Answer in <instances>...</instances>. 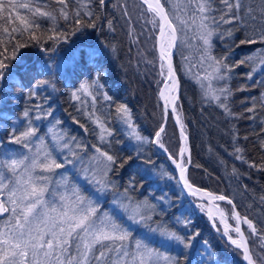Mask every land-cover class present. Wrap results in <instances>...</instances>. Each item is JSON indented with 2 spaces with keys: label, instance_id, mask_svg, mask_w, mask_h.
<instances>
[{
  "label": "trees",
  "instance_id": "1",
  "mask_svg": "<svg viewBox=\"0 0 264 264\" xmlns=\"http://www.w3.org/2000/svg\"><path fill=\"white\" fill-rule=\"evenodd\" d=\"M181 1L180 4L183 3ZM3 2L7 5L9 0ZM14 2L17 5L27 3L33 10L39 7L49 11L56 20L38 14L34 16L29 8L23 7H17L13 12L14 22H7V11L0 15V50H11L17 42L28 43V47L20 49L19 62L12 61L10 75L0 82V154L14 148L9 142L13 127L22 130L21 125L27 124L23 111L33 103L27 99L30 86L38 80L51 81L49 86L38 91L35 100L42 105L43 111L51 112V116L42 118L39 123L33 121L39 128L38 135L49 142L44 132L46 123L50 121L67 138H75L89 146L100 144L93 121L84 116L88 113L87 106L78 105L79 100L86 99L102 110L93 109L91 113L112 131V152L120 155L132 152L134 157L119 175L111 177L116 182V189L104 196L101 211H111L116 192L124 194L128 189L127 195L134 201H147L155 206L151 221L153 227L163 226L185 238L194 236L188 249L175 243L161 244L159 234L148 233L146 228H139L134 233L136 238L144 234L154 236L153 246L165 255L180 257L181 264H242L241 250L223 239L206 217L196 212L192 203L201 202L188 198L181 191L171 162L152 142L155 132L163 126L165 131L161 134V142L164 148L174 157L178 153L179 134L170 113L165 116L158 95L164 82L156 48L158 28L153 30L152 16L144 11L146 6L140 0H105L103 7L98 0H66L68 19L65 20L59 13L64 6L57 0ZM166 7L171 9L172 5ZM248 7L251 4L242 0V15ZM212 8L219 21L226 10L225 5L221 0H212ZM89 12L91 16L87 15ZM17 13L39 24V27L30 26L22 35L20 31L12 32V28H24L16 19ZM76 19L81 21L79 25L75 23ZM89 22L95 27L87 26ZM258 22L259 26H264L261 19ZM5 28L8 32L4 31ZM188 32L193 48L187 59L203 77V42L195 27ZM29 33H34L37 39L32 40ZM57 33L60 34L58 39L49 38ZM63 34H69L67 43ZM178 35L183 38L184 34L178 31ZM244 35L245 26L239 20H233L231 23H219L212 36L211 54L217 58L226 57L223 62L231 68L230 71L225 70V80L214 81L216 90L228 88L230 95L224 103L231 115L225 113L219 102L205 98L201 86L203 80L197 83L185 75L182 62L187 59L180 41H177L173 60L180 81L176 106L189 140L191 163L188 180L210 193L228 197L240 217L253 222L254 234L243 226L249 253L254 264H264V170H261L264 168V70L254 74L252 58L264 44L240 45ZM90 51L95 53L92 63L88 62ZM76 53L78 56L70 69L61 72L56 68L59 59ZM241 60L245 63L241 64ZM49 66L53 70L51 75L47 74ZM97 69L101 70L98 83L102 87L99 88L92 86ZM82 83L89 87L82 90ZM73 93H76L75 97ZM105 95L110 99H105ZM119 104L127 105L132 122L148 139V144L141 150L128 146V138L116 112ZM103 146L107 147L106 144ZM237 147L240 152L236 151ZM217 205L228 216L232 214L229 203L219 202ZM229 219L232 225H236L231 217ZM186 221H190L187 226ZM216 227L221 231L217 223Z\"/></svg>",
  "mask_w": 264,
  "mask_h": 264
},
{
  "label": "snow or ice",
  "instance_id": "2",
  "mask_svg": "<svg viewBox=\"0 0 264 264\" xmlns=\"http://www.w3.org/2000/svg\"><path fill=\"white\" fill-rule=\"evenodd\" d=\"M57 3L64 6L59 9V13L67 20L66 0H57ZM98 3L103 7L105 0H98ZM221 3L225 5L226 10L218 21L213 14L215 9L212 8V0H183L182 4H172V0H164V3L161 0H142V4L147 6L144 11L152 16L150 22L153 30L158 28L156 39L161 62L160 75L164 78V86L168 92L167 95L165 91L160 92V96L165 100V116L168 114V105L171 103L172 112L177 123H180L184 141L187 140V136L184 134V126L176 106L180 81L172 64V50L177 47V41L181 44L184 42V39L178 35V31L186 38L187 32L195 27L203 42L201 63L203 64L205 60L210 63L205 69L204 77L197 74L198 82L209 77L225 80V70H231L230 66L223 62L226 57L217 58L211 54L212 36L219 23L239 20L240 24L245 26L244 39L239 41L240 45L264 44V26H253L251 32L247 30L245 17H250L253 21L257 20L252 7H248L242 15V0H221ZM169 4L172 5L171 9L166 7ZM17 7L29 8L34 16L38 14L41 17L56 20V16L49 11H43L39 7L33 10L27 3L17 5L14 0H9L7 5L0 0V15L7 11V22H14L12 14ZM87 15L91 16L92 13L89 12ZM76 16H79V11L76 12ZM16 19L24 25V28L22 30L12 28V32L20 31L22 35L23 31H27L30 26L39 27V24L27 20L18 13ZM260 19L264 23V8L260 10ZM197 21H199L198 24ZM75 23L79 25L81 21L76 19ZM87 26L95 27L91 22ZM4 31L8 32V29L5 28ZM71 34L74 35L75 31ZM68 35L63 34L65 43L68 42ZM29 36L32 40L37 39L34 33H29ZM59 36L60 34L57 33L49 38L58 39ZM26 47H28L27 42H17L12 45L11 50L8 48L0 50V82L10 75L12 61L19 62L20 49ZM76 56L78 53L74 54L73 59ZM94 58L95 53L90 51L88 62L92 63ZM261 62L264 63V60ZM240 63L243 64L245 61L241 60ZM52 71L49 66L47 74L51 75ZM100 75L101 70L97 69L93 87H102L98 83ZM50 84L51 81L38 80L30 86L27 99L33 103L30 108H25L23 111L27 124L21 125L22 130L13 127L10 134L9 142L21 145L30 155L18 151L0 154V216L5 217L3 221H0V264H160L161 260L164 264H181L180 257L165 255L159 248L153 246L154 236L147 234L140 238L134 236L139 228H146L148 233L159 234L161 244L175 243L183 245L185 249L191 247L190 240L194 236L185 238L163 226H152L154 205L148 204L147 201H134L127 195L128 189H125L124 194L116 192L114 195V206L111 211H101V198L116 189V182L111 177L119 175L120 170L134 160L132 152L127 155L112 152L111 141L106 139L113 135L110 129L97 122L101 128V143L91 146L76 141L75 138L65 139L60 135L55 136L53 146H48L45 144V138L38 135L39 128L33 121L51 116V112L43 111L42 105L35 103V100L38 91ZM201 86L204 87L203 84ZM88 87L87 83L81 84L82 90ZM229 95L230 92L226 86L213 90L209 85L205 89V98L219 102V106L225 113L231 115L230 109L224 103ZM73 96L75 97L76 93H73ZM104 98L110 99L107 95ZM33 111H35L34 116ZM116 112L118 118L130 130L128 134L131 139L141 145L147 142V138L140 134L132 122L131 111L126 104H119ZM164 131V127L161 126L152 140L161 148L164 147L161 142V134ZM105 144L107 147L103 146ZM186 150V145L182 146L178 154L175 157L170 154L169 159L179 170L184 188L190 194H196L201 190L187 179V167L184 161ZM236 151L240 152L241 149L237 147ZM57 152L63 155L57 156ZM237 158L242 159L239 156ZM5 169L11 173V176L5 175ZM58 169L65 171L57 172ZM77 170L85 184L91 186L90 188L85 187V184H81L77 179L74 174ZM206 195L211 196L212 200L227 199V202L232 204V200L224 195ZM234 218L238 223L233 230L239 234V238L228 235L230 226L226 223L224 235L228 236V241L235 248L242 250L248 264H252L239 221L243 219V223L253 233L256 232V228L247 217L241 218L238 213H235ZM188 223L190 221H186L185 226Z\"/></svg>",
  "mask_w": 264,
  "mask_h": 264
},
{
  "label": "rangeland",
  "instance_id": "3",
  "mask_svg": "<svg viewBox=\"0 0 264 264\" xmlns=\"http://www.w3.org/2000/svg\"><path fill=\"white\" fill-rule=\"evenodd\" d=\"M82 1H88V0H82ZM142 2V0H140ZM174 4H177V3H180L182 2L181 0H172ZM249 4H251V7L254 9V12L253 14L257 16V20L253 21L250 19V17H247L246 19V22H247V30L248 31H252V27L255 26V27H261L259 26V22L258 20H260V10L262 8H264V2H262V0H247ZM253 3V4H252ZM146 6V5H145ZM147 7V6H146ZM258 13V14H257ZM263 24V23H262ZM190 33L187 32V37L184 38V35H183V38H184V42H183V48H182V51L187 59V57L189 58V51L190 49L193 48L192 46V41L190 39ZM156 42H157V39H156ZM191 45V48L189 47ZM204 47V46H203ZM157 53H158V57H159V51H158V43H157ZM175 52H176V48H175ZM175 55V53H174ZM74 57V54L69 56L68 58H61L59 59L57 62H56V68H58L61 72H65L67 71L68 69H70L74 63V60L73 59ZM253 67H254V70H253V73L254 74H257V73H260L261 71L264 70V63H262L261 61L264 60V47H260L258 48L254 53H253ZM210 63V61H207L205 60V62L203 63V77L205 76V69L208 68V64ZM182 66H183V70H184V73L185 75L190 78V79H193L195 82L197 83H200L198 82L197 80V74H199L198 70L194 67L191 66V64L188 62V59L187 60H184L182 62ZM166 70V68H165ZM209 71H211L209 69ZM215 79H212L211 77H209L208 79H203V85L204 87L203 90L205 91V89L211 85V89L213 90H216V88L214 87L216 85V82H214ZM164 83V82H163ZM163 86V84H162ZM161 86V87H162ZM161 89V88H160ZM87 94V93H86ZM160 94V90H159V93L158 95ZM82 95L84 96L85 94L82 93ZM79 100V99H78ZM88 102L90 101H87L86 99H83L82 101L79 100V103L78 105L81 106V105H85L87 106V110H88V113H85L84 116H86L87 118L91 119L94 123V127L96 128L97 132H98V140L100 142V133H101V128L98 126V123L99 124H103L106 128H108L104 122L102 120H99L97 119L94 115L96 114H92L91 113V110L93 109H97L95 106V104L93 102V104H89ZM98 110V109H97ZM98 111H102V110H98ZM106 115H108L106 113ZM181 118V117H180ZM42 120V119H41ZM41 120H36L37 123H39ZM121 122V126L123 128V131L124 133L126 134L127 138H128V146L132 147V148H135L137 150H141L142 148H144L147 144H148V139H147V142H145L144 144H139L138 142H136L134 139H131L130 136H129V129L127 128V126L120 120ZM50 129L52 131H50ZM45 136L49 139V142L46 141V138H45V144L48 145V146H53V141L55 139V136L56 135H60V136H63L65 139H69L67 138L65 135H64V132L58 127L56 126L55 124L53 123H50V121H48V123H46V126H45ZM55 134V135H54ZM111 137H106L107 140H110ZM101 143V142H100ZM179 143H180V137H179ZM155 145V147L160 151L162 152V150L165 152V155L167 156V158L169 159V154L167 151H165V148H161L158 146V144L156 143H153ZM17 145V146H16ZM13 146L14 148H11L9 151H18V152H21V153H25V154H29L28 153V150L23 148L21 145L19 144H14L13 143ZM181 148V144L179 145V149ZM178 149V151H179ZM7 151H4L3 153H5ZM2 153V154H3ZM163 153V152H162ZM178 154V153H177ZM57 156H62L63 154L62 153H59L57 152L56 153ZM169 161L171 162L172 166L174 165L173 161L171 159H169ZM184 161L186 163V157L184 155ZM69 168H71V166H69ZM57 172H64L65 170L64 169H58L56 170ZM77 177V179L80 180V183L81 184H85L84 180L80 177V174H79V171H75L74 173ZM5 175L6 176H11V173L7 172V170L5 169ZM85 187H91L90 185H87L85 184ZM181 189V188H180ZM181 191L183 192V190L181 189ZM184 193V192H183ZM186 195V193H184ZM187 197H193V198H196L197 196H191V195H186ZM102 200L104 199V197L101 198ZM198 200V199H197ZM200 201V200H198ZM201 203L199 202H194L192 203V206L193 208L196 210V212L199 214V215H204L206 217V219L213 223H215V226H216V223L220 226L221 228V233L224 235V232H225V228H224V225L225 223L228 224L230 226L229 230H228V235L232 236L233 238H239V234L236 233L233 229L236 227V225H232L231 224V221L229 219V217H231V219L234 221V218H233V213L228 216L218 205L217 203L215 204V207L219 208V210L222 212L223 214V219L225 220V222H222L220 219L216 218V217H213V218H210V205H208L207 203L205 202H202L200 201ZM7 215V214H5ZM0 221H3L5 219L4 216H0ZM234 223L236 224V222L234 221ZM218 230V229H217ZM225 238H228V236L224 235ZM160 264H164V262L161 260L160 261ZM212 264H215L214 262Z\"/></svg>",
  "mask_w": 264,
  "mask_h": 264
},
{
  "label": "water",
  "instance_id": "4",
  "mask_svg": "<svg viewBox=\"0 0 264 264\" xmlns=\"http://www.w3.org/2000/svg\"><path fill=\"white\" fill-rule=\"evenodd\" d=\"M157 43H158V41H157ZM173 51V57H172V64H173V60H174V53H175V48L172 50ZM174 67V66H173ZM177 75V74H176ZM177 78H178V76H177ZM179 79V78H178ZM164 84V83H163ZM161 89H162V87H161ZM161 89H160V91H161ZM179 92H180V87H179ZM179 92H178V97H179ZM159 96H160V94H159ZM179 99V98H178ZM178 99L176 100V103H177V101H178ZM160 100H161V102H162V104H163V109H164V105H165V102L161 99V96H160ZM168 113H170V116H171V119H172V121H173V123H174V125H175V127H176V129H177V132H178V134H179V137H180V144L182 145V142L184 141L183 140V138H182V136H181V126H180V123H177V120H176V118H175V115L173 114V112H172V108H171V103H169V105H168ZM184 131V130H183ZM184 134L187 136V134L185 133V131H184ZM186 144H187V147H188V152H187V154H185V157H186V167H187V171H186V176H187V174H188V169H189V166H190V163H191V158H190V150H189V140H188V136H187V140H186ZM180 150V149H179ZM162 152L165 154V152L162 150ZM179 152V151H178ZM190 161V162H189ZM173 168H174V170H175V172H176V176H177V181H178V183H179V186L181 187V189H183V182H182V180L179 178V170L176 168V166H175V164L173 165ZM187 179H188V177H187ZM190 182V181H189ZM191 183V182H190ZM192 184V183H191ZM196 188H199V187H197V186H195ZM200 190H201V192H199L198 194V196L196 197L198 200H200V201H202V202H205V203H207L208 205H215L216 203H219V202H226V203H228L227 202V199L226 200H224V201H220V200H212V201H209V200H207L202 194H200V193H203V194H212V195H215V194H213V193H210V192H208V191H205V190H203V189H201V188H199ZM216 196H218V195H216ZM226 197V196H225ZM228 198V197H227ZM229 199V198H228ZM233 205L235 206V204L232 202V204H230V206H231V208H232V213H233V218H234V214L235 213H238V211H237V209H236V206L235 207H233ZM239 214V213H238ZM240 216V215H239ZM241 218H243V217H241ZM249 220V219H248ZM234 221L236 222V226H237V220L234 218ZM250 221V220H249ZM253 223V222H252ZM210 225H211V227L215 230V231H217L218 233H219V235L223 238V239H225L228 243H230L225 237H224V235L221 233V232H219L218 230H217V227L215 226V223H213V222H211L210 221ZM254 225V224H253ZM239 226H240V228H241V230H242V232H243V235H244V239H245V241H246V245H247V247H248V249H249V245H248V240H247V237H246V235H245V233H244V230H243V227L242 226H245V227H247V230L249 231V232H251L252 234H254L253 232H252V230L251 229H249L248 228V226L246 225V224H244L243 223V219H241L240 221H239ZM231 244V243H230ZM234 246V245H233ZM241 250V249H240ZM241 252H242V250H241ZM250 254V253H249ZM252 263H253V261H252ZM242 264H248V261L247 260H245L244 259V257H243V252H242Z\"/></svg>",
  "mask_w": 264,
  "mask_h": 264
},
{
  "label": "bare ground",
  "instance_id": "5",
  "mask_svg": "<svg viewBox=\"0 0 264 264\" xmlns=\"http://www.w3.org/2000/svg\"><path fill=\"white\" fill-rule=\"evenodd\" d=\"M161 91H165V94H166V95L168 94L167 89H165L164 84H163V86H162ZM161 91H160V92H161ZM173 95H176V93H173ZM161 99L165 102L164 98L161 97ZM185 145H186V149H187V150L185 151L184 155L187 154V152H188V147H187L186 141H183V142H182V146H185ZM182 146H181V147H182ZM179 178H180V176H179ZM183 191H184V193H186L187 195H191V196H198V195H199L198 193H196V194H190L189 191H188L187 189H185L184 187H183ZM200 194H202L207 200L212 201L211 196L206 195V194H203V193H200ZM209 207H210V215H211L210 218L216 217V218L220 219L222 222H225V220L223 219L222 212L219 210V208L215 207L214 204H213V205H210ZM226 239L228 240V238H226ZM252 264H253V263H252Z\"/></svg>",
  "mask_w": 264,
  "mask_h": 264
}]
</instances>
